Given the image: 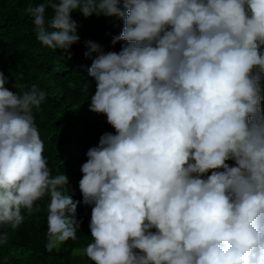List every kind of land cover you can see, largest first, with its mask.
Masks as SVG:
<instances>
[{"label":"clouds","instance_id":"obj_1","mask_svg":"<svg viewBox=\"0 0 264 264\" xmlns=\"http://www.w3.org/2000/svg\"><path fill=\"white\" fill-rule=\"evenodd\" d=\"M74 11L122 19L111 44L126 42L119 52L86 42L85 57L96 54L89 110L115 133L81 165L79 190L92 206L83 254L94 264H264V0H43L25 9L37 40L69 59L80 39ZM7 82L0 71V229L19 228L22 210L31 215L48 196L51 252L77 239L79 202L43 154L33 112L46 93L20 95ZM7 240L0 230V245Z\"/></svg>","mask_w":264,"mask_h":264},{"label":"trees","instance_id":"obj_2","mask_svg":"<svg viewBox=\"0 0 264 264\" xmlns=\"http://www.w3.org/2000/svg\"><path fill=\"white\" fill-rule=\"evenodd\" d=\"M41 2L0 0V71L7 77L5 87L13 93L23 95L31 92L33 86L46 93L41 109L33 112L44 142L43 154L53 176L60 173L68 176V194L79 202L76 218L81 224L76 240H68L47 251L50 198L45 196L36 202L38 210L31 215L22 210L25 221L19 228L4 225L0 229L8 236L7 242L0 245V264H94L83 254L92 242L89 229L92 206L83 203L79 190L81 165L87 160L88 149L98 145L100 136L115 130L106 122L104 114L89 110L96 82L88 69L96 54L87 58L84 53L88 50V41L101 45L105 52H119L126 42L119 41L113 46L111 40L121 33L123 20L95 14L84 18L79 11H74L71 15L77 21L76 34L80 39L69 49V59V53L49 49L36 38L32 17L25 9ZM51 15L52 9L48 8L46 19L50 20ZM85 82L89 84L87 92ZM228 163L234 165V161Z\"/></svg>","mask_w":264,"mask_h":264}]
</instances>
